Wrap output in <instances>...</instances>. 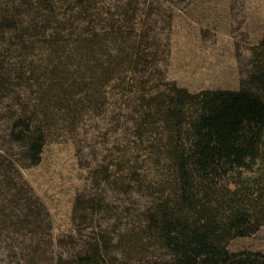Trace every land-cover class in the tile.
Returning <instances> with one entry per match:
<instances>
[{
  "label": "trees",
  "instance_id": "obj_1",
  "mask_svg": "<svg viewBox=\"0 0 264 264\" xmlns=\"http://www.w3.org/2000/svg\"><path fill=\"white\" fill-rule=\"evenodd\" d=\"M189 1L0 0V264H264L229 249L264 228V36L239 90L192 93L167 78L170 8ZM63 136L91 187L56 240L23 172ZM121 185L148 196L115 229L96 190Z\"/></svg>",
  "mask_w": 264,
  "mask_h": 264
},
{
  "label": "rangeland",
  "instance_id": "obj_2",
  "mask_svg": "<svg viewBox=\"0 0 264 264\" xmlns=\"http://www.w3.org/2000/svg\"><path fill=\"white\" fill-rule=\"evenodd\" d=\"M170 9L173 21L168 80L192 93L239 90L240 69L251 70L252 49L264 36V0H190ZM79 139L86 140L82 160H90V152L100 148V139L87 132H82ZM23 175L50 211L55 239L73 234L75 198L91 187V180L80 166L71 136L50 142L41 164ZM127 190L126 185L96 190L115 199L114 207L119 208L121 218L115 229L137 218L147 201L146 192ZM229 249L264 252V228L252 237L233 241Z\"/></svg>",
  "mask_w": 264,
  "mask_h": 264
}]
</instances>
